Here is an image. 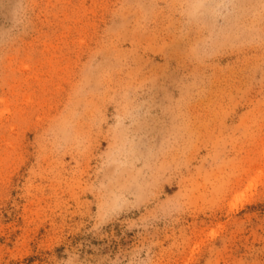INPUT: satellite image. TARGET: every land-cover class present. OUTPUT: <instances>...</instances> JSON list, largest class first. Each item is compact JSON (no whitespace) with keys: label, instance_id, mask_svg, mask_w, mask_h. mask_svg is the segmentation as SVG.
<instances>
[{"label":"rangeland","instance_id":"1","mask_svg":"<svg viewBox=\"0 0 264 264\" xmlns=\"http://www.w3.org/2000/svg\"><path fill=\"white\" fill-rule=\"evenodd\" d=\"M0 264H264V0H0Z\"/></svg>","mask_w":264,"mask_h":264}]
</instances>
